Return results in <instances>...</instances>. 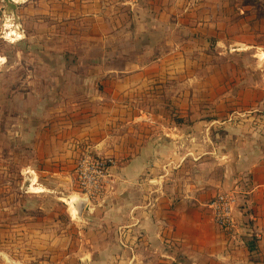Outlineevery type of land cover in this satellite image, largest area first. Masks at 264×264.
I'll return each mask as SVG.
<instances>
[{
    "label": "rangeland",
    "instance_id": "1",
    "mask_svg": "<svg viewBox=\"0 0 264 264\" xmlns=\"http://www.w3.org/2000/svg\"><path fill=\"white\" fill-rule=\"evenodd\" d=\"M9 1L15 5L13 11L0 0V264H154L155 258L164 257L174 247L155 234L160 223L154 213L155 193L149 185L153 182L145 180V189L139 181L114 178L117 168L126 164V93L116 95L114 101L107 99L109 85L100 79L109 68L126 69V58L138 53L126 52V42L114 44L112 38L106 47L88 44V32L95 31V24L99 30L108 29L105 21L83 18L77 21L80 28L73 29L68 22L38 17L47 15L42 12L30 13L34 8L43 9L37 2L30 4L29 11L20 0ZM224 10L233 13L234 4ZM113 24L125 25L126 21ZM73 30L76 35H68ZM101 40L98 36L97 41ZM155 56L156 52L148 50L142 58L149 61ZM253 62L249 53L212 56L214 79L246 80L226 85L231 90L229 100L218 99L221 85L217 83L210 85L212 99L204 100L202 88L206 85L187 84L186 69L180 73L179 84L168 91L180 97L182 93L181 100L175 103L164 98L144 106L161 110L163 116L156 119L166 124L213 125L207 135L201 128L193 134L198 147L195 157L214 151L219 140L239 135L236 129L264 124V113L249 112L250 106L237 103L234 97V88H245L251 77L264 85V61H259L257 69H252ZM204 71L190 69L198 76ZM188 90L197 95L193 100L196 110L187 115L190 101L184 100V95ZM107 110H114V119L100 126L107 119ZM219 125L230 126L221 129V137ZM185 132H177L181 140L178 157L195 146L185 143ZM109 133L118 138L115 144L110 142L113 151L99 152L93 143ZM64 138L68 143L82 141L80 149L68 143L58 145L57 140ZM89 157L113 161L112 175L96 193L83 187L77 171L79 163ZM170 163L161 165L164 173L173 171L168 170L174 165ZM87 167V174L92 175L93 169ZM33 180L40 190L30 189ZM172 182L163 180L164 190L171 191Z\"/></svg>",
    "mask_w": 264,
    "mask_h": 264
},
{
    "label": "crops",
    "instance_id": "2",
    "mask_svg": "<svg viewBox=\"0 0 264 264\" xmlns=\"http://www.w3.org/2000/svg\"><path fill=\"white\" fill-rule=\"evenodd\" d=\"M20 2L26 3L29 11L30 4L37 2L43 9L34 8L30 13L42 12L47 15L38 17L68 22L73 29L80 28L77 21L83 18L105 21L108 29L99 30V25L95 24V31L88 32L91 37L88 44H103L106 47L112 38L115 39L114 44L126 42V52L138 53L133 58H126V69L109 68L100 79L103 78L104 84L109 85L106 88L107 99L114 101L116 95L126 93V164L117 168L114 178L139 181L145 189L148 186L145 180L153 182V185H149L155 193L156 203H151L156 206L154 213L160 223L155 234L162 243L174 247V251L166 252L164 257L155 258L154 264H264V124L251 126L248 130L236 129L235 132L240 134L231 135L233 140H219L216 142L218 148H214V151H203L195 157L197 146L193 131L201 128L203 134L207 135L213 125L166 124L156 119L163 116L161 110L158 111L155 106L152 109L144 106L149 102L156 104V101L164 98L175 103L181 100L182 93L180 97L179 93L168 91L173 90L169 87L179 84L180 73L186 72V69L189 70L185 78L187 84L206 85L202 88L204 100L212 99L210 85L215 83L221 85L218 99L229 100L231 90L226 85L246 80L222 76L214 79L212 56L249 53L254 58L252 69L259 67V61H264V0H255L254 3L248 0ZM230 3L234 4L233 13L224 10ZM28 17H31L30 14ZM120 19L125 20L126 24H113ZM68 35H76V31ZM98 36L102 38L99 42ZM120 36L121 39H118ZM148 50L156 52L153 60L142 58ZM261 52L263 54H259ZM191 68L204 69L205 73L198 76L190 72ZM216 79L218 82H215ZM248 82L245 88H234V97L237 103L250 106L252 111L249 112L260 110L263 115L264 85L252 80V77ZM196 95L194 90H188L184 95V100L190 101L186 107L187 115L196 110L193 104ZM113 111L108 113L107 110V119L100 126L112 122ZM101 116L99 114L97 118ZM228 127L219 125L218 131ZM182 130H186L185 143L195 146L178 157L181 152L177 144L181 140L177 139V132ZM244 131L250 134H244ZM206 138L203 137V142L207 141ZM74 140L75 143H68L70 141L67 142L65 138L58 139L57 143H63L64 147L68 143L79 150L82 141ZM115 140L118 138L109 133L94 142L93 146L99 152L110 153L113 151L109 148L110 142L115 144ZM207 154L211 156H205ZM168 162L174 163L172 168H168L173 171L166 170L168 173H164L161 165ZM167 174L170 176L167 177ZM34 180L31 190L38 187L33 186ZM163 180L173 181L171 191L164 190ZM221 190H234L238 196L234 234L217 227L209 207V201ZM116 201L117 197H114L113 202Z\"/></svg>",
    "mask_w": 264,
    "mask_h": 264
},
{
    "label": "built area",
    "instance_id": "3",
    "mask_svg": "<svg viewBox=\"0 0 264 264\" xmlns=\"http://www.w3.org/2000/svg\"><path fill=\"white\" fill-rule=\"evenodd\" d=\"M112 159H95L93 157L86 158L77 166L79 179L86 190L91 193L101 191L103 183L112 175L111 163ZM90 167L94 173L87 174ZM238 203V196L234 190H221L210 201L209 207L213 213V220L217 227L224 232L234 234L237 224L235 219V210Z\"/></svg>",
    "mask_w": 264,
    "mask_h": 264
},
{
    "label": "bare ground",
    "instance_id": "4",
    "mask_svg": "<svg viewBox=\"0 0 264 264\" xmlns=\"http://www.w3.org/2000/svg\"><path fill=\"white\" fill-rule=\"evenodd\" d=\"M32 189L35 190V191H38V190H40L41 188H40V187H33ZM61 199L67 201V199L64 198V197L61 198ZM70 203H71L70 205H71V208H72L71 211H73V213L76 215V213H77L76 207H75V205H74L72 202H70Z\"/></svg>",
    "mask_w": 264,
    "mask_h": 264
},
{
    "label": "water",
    "instance_id": "5",
    "mask_svg": "<svg viewBox=\"0 0 264 264\" xmlns=\"http://www.w3.org/2000/svg\"><path fill=\"white\" fill-rule=\"evenodd\" d=\"M5 1L7 3V8L10 9L11 11H13V9L15 8V5L12 2H10L9 0H5ZM77 209L81 211V205L78 204Z\"/></svg>",
    "mask_w": 264,
    "mask_h": 264
}]
</instances>
